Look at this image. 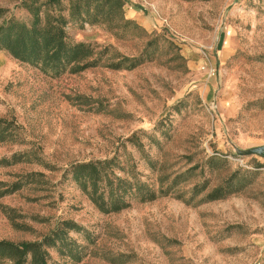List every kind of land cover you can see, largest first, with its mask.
<instances>
[{
  "label": "rangeland",
  "instance_id": "obj_1",
  "mask_svg": "<svg viewBox=\"0 0 264 264\" xmlns=\"http://www.w3.org/2000/svg\"><path fill=\"white\" fill-rule=\"evenodd\" d=\"M121 1L91 24L47 9L91 51L58 74L0 49V241L46 264H264V0ZM26 2L0 25H29Z\"/></svg>",
  "mask_w": 264,
  "mask_h": 264
},
{
  "label": "trees",
  "instance_id": "obj_2",
  "mask_svg": "<svg viewBox=\"0 0 264 264\" xmlns=\"http://www.w3.org/2000/svg\"><path fill=\"white\" fill-rule=\"evenodd\" d=\"M27 10L32 15L30 24L20 22L14 18H9L0 25V49L7 50L14 58L29 63L31 65L42 64L49 69H53L56 74L65 69L71 63L86 59L91 51L84 43L70 44L65 40L64 25L67 20L58 15L56 17L46 13L49 7H55L58 11L62 10L61 0H28L25 4ZM121 0H69V19L81 23L97 22V15L106 13L113 16L114 8H121ZM43 8L44 24L40 17ZM4 11L0 9V17ZM124 23H131L125 21ZM145 47L139 57L127 59L123 58L113 68H119L123 62H130L133 68L143 62L147 56ZM92 63H86L80 67L87 68ZM90 170L92 174L84 176V172ZM98 171L94 162H81L74 166L73 172L77 178H89L95 181L94 173ZM223 187H217L209 195L212 198L221 193ZM118 207V206H117ZM0 257L13 259L12 264H46L45 251L40 249L39 243H20L13 244L7 241H0ZM29 257V259H28Z\"/></svg>",
  "mask_w": 264,
  "mask_h": 264
}]
</instances>
